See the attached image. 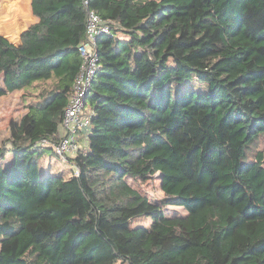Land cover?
Wrapping results in <instances>:
<instances>
[{"label": "trees", "instance_id": "16d2710c", "mask_svg": "<svg viewBox=\"0 0 264 264\" xmlns=\"http://www.w3.org/2000/svg\"><path fill=\"white\" fill-rule=\"evenodd\" d=\"M17 2L0 3L9 23ZM32 9L40 21L20 47L0 36V98L27 92L26 114L0 142V264H264V0ZM88 10L115 24L97 40L92 130L66 177L42 167L57 154L39 143L62 136ZM157 173L162 205L137 185ZM242 178L258 199L247 211L231 200Z\"/></svg>", "mask_w": 264, "mask_h": 264}, {"label": "built area", "instance_id": "2783aa9c", "mask_svg": "<svg viewBox=\"0 0 264 264\" xmlns=\"http://www.w3.org/2000/svg\"><path fill=\"white\" fill-rule=\"evenodd\" d=\"M114 24L111 20L103 19L95 11L88 10L86 39L79 47L82 64L64 110L61 123L62 136L57 142L44 139L39 143L40 145H51L55 153L64 161L75 157L82 150L80 136L84 135L88 138L91 133L94 112L86 107L88 96L101 66L97 40L101 36L111 35Z\"/></svg>", "mask_w": 264, "mask_h": 264}, {"label": "rangeland", "instance_id": "374dc122", "mask_svg": "<svg viewBox=\"0 0 264 264\" xmlns=\"http://www.w3.org/2000/svg\"><path fill=\"white\" fill-rule=\"evenodd\" d=\"M52 82L42 83L35 93L45 88L51 87ZM22 92H18L14 95H7L0 99V142L7 140L9 136V125L11 120L18 119L23 113H25V103L22 100ZM87 109L90 108L89 101H87ZM82 134V131H80ZM91 134V133H90ZM261 147H264L262 145ZM11 160L12 155L8 156ZM69 159L64 161L63 158L58 157L52 151H47L42 160L40 161L44 169L51 167V170L55 172L64 173L66 177L71 176L72 168L68 165ZM140 190H142L149 198L150 202L158 205H162V201L165 198V194L161 188V174L157 173L154 176L148 178V180L137 183ZM232 202L241 210L247 211L252 207L258 205V199L256 192L251 186V182L242 178L232 189L231 193ZM164 212L168 216H185L187 212L181 207L165 206ZM151 220L148 218L137 217L134 219L133 225H145L149 226Z\"/></svg>", "mask_w": 264, "mask_h": 264}, {"label": "crops", "instance_id": "0c3cea01", "mask_svg": "<svg viewBox=\"0 0 264 264\" xmlns=\"http://www.w3.org/2000/svg\"><path fill=\"white\" fill-rule=\"evenodd\" d=\"M3 1L4 0H0V3ZM14 12H15L16 20L13 21L14 23H9L8 22L9 18L7 19L6 16L0 11V36L6 38L11 44L16 43L18 41H22L23 33L27 31L32 25L37 24L40 21V19L33 12L32 0H18ZM22 91H23L22 95L23 94L27 95L26 91L20 90V91H15L13 93L9 92L3 97L7 95H14ZM24 95L22 96V100L24 103H26L24 100ZM26 112H27V108L25 109V113H23L18 119H13V120L20 121L22 117L26 114ZM9 137H10V131L7 139ZM79 140L82 146V150H87L88 138L84 137V135H81ZM72 175L73 173L71 174V176Z\"/></svg>", "mask_w": 264, "mask_h": 264}, {"label": "water", "instance_id": "95a60500", "mask_svg": "<svg viewBox=\"0 0 264 264\" xmlns=\"http://www.w3.org/2000/svg\"><path fill=\"white\" fill-rule=\"evenodd\" d=\"M15 46L20 47L22 45V41H18L16 43H13Z\"/></svg>", "mask_w": 264, "mask_h": 264}]
</instances>
